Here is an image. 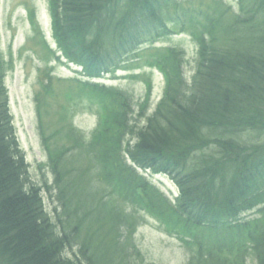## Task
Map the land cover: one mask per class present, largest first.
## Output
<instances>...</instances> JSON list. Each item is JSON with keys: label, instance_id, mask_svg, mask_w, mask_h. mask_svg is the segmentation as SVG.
Returning <instances> with one entry per match:
<instances>
[{"label": "trees", "instance_id": "trees-1", "mask_svg": "<svg viewBox=\"0 0 264 264\" xmlns=\"http://www.w3.org/2000/svg\"><path fill=\"white\" fill-rule=\"evenodd\" d=\"M245 1L251 2L247 5L252 10L251 18L231 23L230 33L226 30L211 37L190 92L183 93L179 68L172 56L166 55L177 87L156 111L138 125L136 116L128 118L130 108L116 120H121V125L96 134L80 147L88 154L84 161L95 160L98 172L105 178L102 195L97 198L96 226L89 216V211H94L92 190L78 193L76 201L83 208L69 202L68 209H64L69 212L67 217L63 213L52 219L46 213L41 189L31 183L11 121L6 62L0 55V264H113L123 249L127 251V245L113 235L123 227L136 225L133 219L137 215L128 208H115L137 199L128 187L139 177L123 160V133L138 138L129 156L137 166L176 176L183 191L182 207L196 204L189 217L198 224L214 215L237 222L242 214L264 204V195L256 193L259 186L264 191V14L259 4L264 0ZM194 3L56 0L57 32L66 46L82 36L83 59H94L90 64L100 68L112 67L113 59L101 60L99 54L107 50L112 39L120 40L117 58L136 53L143 42H151L165 26L189 16H202ZM117 9L122 11V19L112 21ZM129 21L132 25H128ZM147 105H142L144 110ZM254 135L262 137L256 140ZM58 173L61 174L59 170ZM83 179L78 175L61 179L58 199L64 207V202L70 201L66 190L70 186L76 190ZM100 205L104 207L100 209ZM260 212L263 216L254 230L259 228V235H264V209ZM62 217L67 220L64 222ZM105 225L109 227L108 234L102 239L100 232L104 233ZM108 237L112 238L110 242ZM74 247L79 248V254L73 253L75 260L65 256V251Z\"/></svg>", "mask_w": 264, "mask_h": 264}, {"label": "rangeland", "instance_id": "rangeland-1", "mask_svg": "<svg viewBox=\"0 0 264 264\" xmlns=\"http://www.w3.org/2000/svg\"><path fill=\"white\" fill-rule=\"evenodd\" d=\"M44 1L0 0V55L3 61L6 62L5 83L9 95V110L13 118L17 141L21 151L25 155V162L29 166L31 183L36 184L42 190L41 193L46 213L53 219L55 215L62 216L63 213L64 215H68L69 212L66 210L65 212L64 209H68L69 202L75 208H83L76 201L78 193L83 192V190L93 191L94 198L91 201L92 205H95L97 198L102 195L100 193L103 191L105 183L102 174L98 172V163L92 159L89 162L84 161L88 154L81 149L82 147L78 149L72 147L70 149L71 152H68L64 147L71 146L70 139H67V137L76 133L73 128L85 133L86 135L83 138L89 140L90 133L98 124L96 111L100 107V102L96 101L93 96L87 98V100H83L76 86L54 78H50L49 93H45V90L42 88V79L44 78L48 82V74L52 72L57 77L67 78L73 75L69 67L65 66L61 61L53 62L52 60L54 59L50 56L51 54L43 46L45 45L42 41L44 30L41 25L43 21H41L40 15L37 16L36 20L42 32L38 30L35 33V30L29 25V12L35 10L37 14L41 8V3ZM226 3L232 4L233 2L232 0H226ZM166 45L182 48L189 60L194 59L195 45L186 36H175L171 40H163L159 47L164 48ZM157 54H159L158 51L147 52V54L140 56L138 63L131 65L128 69H123V71H117L115 75L112 74L113 76L105 81L106 88L111 89L113 92L116 90L125 97L127 95H134L135 100H137L144 95L146 86L142 79L133 80L129 76L134 73L144 79L150 78L153 83L152 112L164 92L163 77L151 69H146L153 62L156 63V57L154 59V56ZM73 69L76 70V68ZM187 71L190 72V68ZM122 95H119L120 97H107L111 102V108L115 110L116 114L118 112L123 113L124 105L126 104ZM38 103H43L41 108L43 115L41 118L42 130L39 128L40 124L37 120ZM147 109L146 107L145 111ZM137 110V115L142 114L143 116L141 117L144 118V114L137 103L134 104V108L130 109V114H133L135 117ZM128 123L130 124V122ZM77 134L82 136L78 132ZM42 135L45 136V143L51 148L55 159L58 161L56 167L59 166L60 175L56 172L57 168L53 167L57 163L55 159L52 160V165L47 161L48 157L43 147ZM121 138L125 146L127 144L133 145V138L131 136L122 135ZM84 139L83 146L86 143ZM65 175L68 176V179L74 175L84 177V179L76 190L73 186H70L66 190L68 194L66 198L70 197V201L68 203L64 202L66 203L64 207L60 199H58V187L63 186V182L60 181ZM151 178L153 184L169 200L176 199L178 191L174 183L160 177ZM106 182L108 181L106 180ZM256 193L259 196L264 195L261 186H259ZM262 207H257L243 214L242 219L240 218L241 221L245 222L262 218V213L260 212ZM92 213L90 211L89 216L91 215L92 217L93 226H96L98 221H95ZM138 216H140V218L138 217L139 223L136 224L135 229L134 226L130 229L132 232L134 231L132 238L130 239L129 237L125 242L127 243V248L131 247L132 250L121 256V259L124 258L127 264H189L188 262L193 259V255L195 254L192 248L193 243L195 242L200 246L198 238H203L215 248L220 246L217 237L218 233L214 230L209 231L207 228L210 227H206L209 224L200 226L198 229H194L193 227L190 230V237L187 238L189 245L183 246L184 243L179 235V228H166L163 222H157L158 219H155L153 214L140 212ZM62 220L65 222L67 219L62 217ZM127 221L131 222L132 220ZM105 228L104 233L99 231L102 234V239H105L108 234V225H105ZM236 229L232 230L234 239L239 238L241 235L246 236V230L243 225ZM120 231L123 234L122 237L121 233H115L113 236L119 238L120 241H124L128 235L127 230L122 228ZM110 239L108 237L107 241L110 242ZM244 239V253L246 255L244 259L246 260V264H258L259 260L257 259L255 250L256 242L252 241L251 238H248L247 241V238ZM223 245L226 247L227 243L223 242ZM196 250H198L197 247ZM77 252L79 254V248L74 247L65 251V256L75 260L73 253ZM83 254H81V258L84 257ZM217 254L213 251L214 256ZM224 256L228 257L229 261H234L233 257L235 254H224ZM199 259L200 263L197 261L196 264H206L207 260L204 257L200 256ZM195 262L196 260H194V264ZM116 264H119V261H116Z\"/></svg>", "mask_w": 264, "mask_h": 264}]
</instances>
